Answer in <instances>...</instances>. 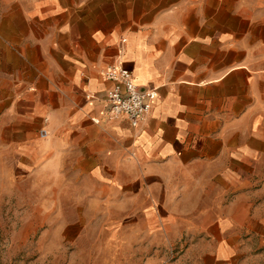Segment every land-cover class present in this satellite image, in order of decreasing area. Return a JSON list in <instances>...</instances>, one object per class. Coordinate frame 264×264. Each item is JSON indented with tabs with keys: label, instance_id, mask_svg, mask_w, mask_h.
I'll list each match as a JSON object with an SVG mask.
<instances>
[{
	"label": "crops",
	"instance_id": "obj_1",
	"mask_svg": "<svg viewBox=\"0 0 264 264\" xmlns=\"http://www.w3.org/2000/svg\"><path fill=\"white\" fill-rule=\"evenodd\" d=\"M117 63L157 92L136 127L102 115ZM262 113L264 0H0V151L144 210L138 264H264V202L238 186Z\"/></svg>",
	"mask_w": 264,
	"mask_h": 264
},
{
	"label": "rangeland",
	"instance_id": "obj_2",
	"mask_svg": "<svg viewBox=\"0 0 264 264\" xmlns=\"http://www.w3.org/2000/svg\"><path fill=\"white\" fill-rule=\"evenodd\" d=\"M259 120L264 137V113ZM257 147L253 176L238 181L256 203L264 202V143ZM71 180L41 176L38 168L19 170L15 156L0 151V264H138L135 237L146 226L135 221L142 222L144 210L107 215L103 207L89 208L92 182Z\"/></svg>",
	"mask_w": 264,
	"mask_h": 264
},
{
	"label": "built area",
	"instance_id": "obj_3",
	"mask_svg": "<svg viewBox=\"0 0 264 264\" xmlns=\"http://www.w3.org/2000/svg\"><path fill=\"white\" fill-rule=\"evenodd\" d=\"M102 75L112 82L111 86L104 90L105 109L102 115L106 119L124 116L130 126H138L140 120L151 109L153 99L157 95L156 89H141L136 84L131 71L120 63L107 67ZM87 97L93 99L95 95L88 94ZM92 120L96 123L100 121L99 118ZM47 135L48 131L42 128L40 136Z\"/></svg>",
	"mask_w": 264,
	"mask_h": 264
}]
</instances>
